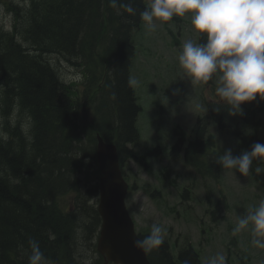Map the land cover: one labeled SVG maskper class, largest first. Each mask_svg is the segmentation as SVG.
Returning a JSON list of instances; mask_svg holds the SVG:
<instances>
[{
	"label": "trees",
	"instance_id": "1",
	"mask_svg": "<svg viewBox=\"0 0 264 264\" xmlns=\"http://www.w3.org/2000/svg\"><path fill=\"white\" fill-rule=\"evenodd\" d=\"M129 3L134 13L123 7ZM146 3L0 0V108L6 120V133H0V264H28L30 240L39 242L52 264H76L75 235L86 246L100 222L88 204L97 197V135L117 145L122 166L131 159L144 164L145 156L129 145L140 140L136 122L141 109L130 71L136 58L133 34L142 27ZM3 7L13 17L12 31L1 18ZM54 53L67 55L82 69L81 84L64 83L46 59ZM208 106L220 127L239 138L242 130L260 125L253 109L229 116L224 108L217 111L220 103ZM15 112L17 123L12 124ZM25 117L31 124L28 134L22 127ZM200 122L185 162L202 176L219 178L215 138L208 134V120ZM255 143H264L256 133L242 137V151ZM260 164L264 161L255 160L252 167ZM72 193L74 202L66 204ZM150 257L154 264H175L167 243ZM180 259L199 264L192 249Z\"/></svg>",
	"mask_w": 264,
	"mask_h": 264
},
{
	"label": "rangeland",
	"instance_id": "2",
	"mask_svg": "<svg viewBox=\"0 0 264 264\" xmlns=\"http://www.w3.org/2000/svg\"><path fill=\"white\" fill-rule=\"evenodd\" d=\"M1 13L10 27L13 17L4 8ZM189 38L194 37L187 17H174L154 32L146 31L142 22L141 29L133 34L137 57L131 79L141 109L136 122L140 141L135 149L139 154L151 152L153 155H149L147 159L152 167L150 173L131 164L128 174L136 176L133 180L137 181L139 190L129 198L128 205L136 218L138 230L150 229L153 223L161 224L165 232L164 240L169 242L175 259L177 249L192 244L200 251L203 264H206L207 259L216 252H225V241L231 237L233 249L230 257L226 250V264H235L245 256H249L245 257L246 264H264V250L252 246L248 232L235 235L239 245L232 237V229L238 216L250 206L264 200V166L256 167V178L251 173L253 167L247 176L239 173L234 175L232 171L221 168V178H203L184 164L182 158L177 160L171 156V150L179 138L185 136L186 145L196 139L199 119L203 117L205 120L206 115L211 114L207 104L219 102L214 95V81L193 88L178 70L177 56L184 41ZM46 58L53 62L65 82L81 78L78 67L71 65L66 58L58 55ZM252 107H263L260 115L253 108L258 113L253 119L259 120V123L262 119L263 125L258 136L264 140V102L257 100L242 105L243 110ZM16 121L14 118L11 122ZM28 123L26 119V127L29 126ZM4 125L5 118L0 108V130H3V134L6 133ZM208 127L209 134L216 139L221 155L226 149H231L233 155H240L238 137L222 130L214 119H210ZM157 148L162 150L160 158L154 156L158 153ZM165 169L169 173L163 172ZM142 189L153 195L154 199ZM185 189L190 193L183 197ZM132 192H129L130 195ZM65 200L69 201V198ZM210 215L215 218L220 216L219 223L212 222ZM74 244L78 253L84 257H95L93 252L83 246L82 239L77 241L76 235ZM199 245L203 247L202 250Z\"/></svg>",
	"mask_w": 264,
	"mask_h": 264
},
{
	"label": "clouds",
	"instance_id": "3",
	"mask_svg": "<svg viewBox=\"0 0 264 264\" xmlns=\"http://www.w3.org/2000/svg\"><path fill=\"white\" fill-rule=\"evenodd\" d=\"M117 0H112L113 6ZM123 7L134 13L132 5ZM187 17L193 37L184 41L177 56L181 76L193 88L214 81V95L220 108L229 116L243 113L242 105L264 102V0H147L140 19L146 31L173 20ZM255 160L264 161V143L233 155L226 149L216 163L223 170L247 176ZM248 232L251 244L264 250V200L240 214L232 235ZM164 228L153 223L150 234L137 239L135 247L151 253L164 243ZM28 264H52L41 251L39 242L29 241ZM206 264H226L225 255L217 252Z\"/></svg>",
	"mask_w": 264,
	"mask_h": 264
},
{
	"label": "water",
	"instance_id": "4",
	"mask_svg": "<svg viewBox=\"0 0 264 264\" xmlns=\"http://www.w3.org/2000/svg\"><path fill=\"white\" fill-rule=\"evenodd\" d=\"M98 156L104 176L100 182L99 211L104 222L99 249L116 262L136 264L139 259L137 264H148L145 253L135 247L138 237L124 204L126 184L121 177L116 147L99 138Z\"/></svg>",
	"mask_w": 264,
	"mask_h": 264
},
{
	"label": "bare ground",
	"instance_id": "5",
	"mask_svg": "<svg viewBox=\"0 0 264 264\" xmlns=\"http://www.w3.org/2000/svg\"><path fill=\"white\" fill-rule=\"evenodd\" d=\"M24 1V0H23ZM24 45L26 46V44L24 43ZM48 54H49V52H48ZM47 55V54H46ZM52 55V54H51ZM65 55V54H64ZM55 56V55H54ZM60 57H62V56H60ZM66 57H68L67 55H66ZM65 57V58H66ZM45 59V58H44ZM47 59V58H46ZM67 60V59H66ZM68 61V60H67ZM73 61V60H72ZM50 62V61H49ZM53 63V62H52ZM57 63V62H56ZM67 63V62H66ZM70 63V62H69ZM64 64V63H63ZM71 65H74L73 63H70ZM60 65V64H59ZM76 66V65H75ZM55 67V66H54ZM56 68V67H55ZM57 71V70H56ZM58 72V71H57ZM18 73V72H17ZM59 73V72H58ZM56 74V73H55ZM59 75H60V73H59ZM63 80V79H62ZM64 81V80H63ZM14 137V136H13ZM21 137V136H20ZM30 139V138H29ZM81 140V139H80ZM18 142V141H17ZM31 143V142H30ZM37 145V144H36ZM15 146H16V144H15ZM14 146V147H15ZM6 178V177H5ZM13 178V177H12ZM22 180V179H21ZM19 181V180H18ZM11 184V183H10ZM17 185H19V184H17ZM29 249V248H28ZM22 253V252H21ZM27 254V253H26ZM24 262V261H23Z\"/></svg>",
	"mask_w": 264,
	"mask_h": 264
}]
</instances>
